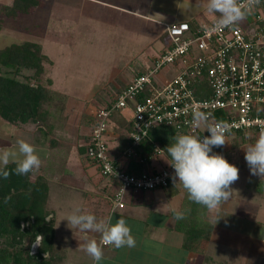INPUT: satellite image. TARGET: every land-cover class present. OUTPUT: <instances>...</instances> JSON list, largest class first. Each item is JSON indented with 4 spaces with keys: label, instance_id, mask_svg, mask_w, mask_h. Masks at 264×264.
<instances>
[{
    "label": "rangeland",
    "instance_id": "obj_1",
    "mask_svg": "<svg viewBox=\"0 0 264 264\" xmlns=\"http://www.w3.org/2000/svg\"><path fill=\"white\" fill-rule=\"evenodd\" d=\"M41 1V6L36 7L28 14H22L15 18L4 16L3 28L0 31V49H5L13 44H20L26 40H37L43 45L45 54L53 61V63H46L47 75L53 78V89L68 94V103L74 106H70V109L66 108L64 118L59 123L60 126L57 131L63 137L65 143L61 144L60 147L53 148L50 146V136L46 135L43 130L35 125H26L24 131L14 132L16 126L0 117V149L16 147V141L19 139H24L35 145L36 151L43 162L40 169L35 172L42 173L50 180L51 199L49 205L58 213L62 221L61 224L68 226L66 228L63 227V229L68 230L69 233H65L58 240L66 243L62 247H66V251H68L67 259H63V264H88L90 260H92L91 264H93V259H90V256L79 246L85 243L87 239L93 238L100 243V234L81 233L74 229L78 234L76 235L68 221L62 219L71 214L77 207H80L85 213L90 212L92 208L88 207L86 202L88 200L82 196V193L77 194L75 188L71 190L68 184H73L74 182H84L86 184L87 180L83 181L80 176L88 177L89 174L92 175L91 177L99 179L96 173L97 168L88 162L83 163L80 160L75 145L72 147L73 151L66 163H64L67 158L65 152L73 144H76L78 140L80 144H84L83 135H88L90 132V129L83 126L80 122L82 110L91 114L95 109L104 106L100 104V98H104L108 102L111 101L112 96L107 90L114 91L117 85L115 80L121 79L128 82L135 76L134 72L138 71L146 62L148 66L151 65L168 43V39L167 35H165V27L159 25L156 21L134 19V22H137V29L131 31L124 27L120 34L115 25L117 18L113 11L108 10L106 12L108 15L101 19H98L97 17L99 16H97L94 22L90 24L97 29L90 30L87 27L88 22L82 17L83 14L89 13L86 11L85 5L76 2L71 5V0ZM55 1H59V6L54 4ZM1 4L8 5L7 3ZM51 8L56 10V12L52 11ZM194 11L195 9L190 10L189 14L193 15L196 13ZM195 16L201 22H208L214 19L213 16L208 15L204 10L202 13L197 11ZM67 17L69 18L67 19ZM186 19H189V17L183 20ZM25 26L27 31L23 30ZM169 68L168 72L165 69H162L161 72L171 78L174 75L171 64H169ZM5 72L8 73L7 70H4ZM24 72L29 74L30 70H25ZM12 134L14 135L13 138L10 137ZM237 138V136L232 137L228 141L231 140L235 144L238 139L239 141L241 140V138ZM245 139V142L238 149H233L229 153L230 158L235 163L234 165L239 169V177L241 176L240 178L244 182L243 187L239 182L238 192L241 190L242 193L248 196L264 200V178L252 175L245 160V149L249 145L254 144L258 138L248 137ZM5 140H13L14 145L8 147ZM67 144L70 145L68 146ZM159 161L161 164H167L168 162L165 156H159ZM229 163L231 164V162ZM62 176L65 177L61 181L63 184L60 185L58 182ZM87 183L88 187L80 188L93 191L91 184ZM232 187L235 190L234 184ZM154 191L146 194L148 196L145 197H158L159 205L163 206L167 211L168 205L175 207L177 202H179L178 197H174L171 200L166 199L162 189ZM246 200L248 201L247 198ZM250 205L251 209L245 210L244 214L264 216L262 211L264 204H262L261 211H254L256 209H252V203ZM143 212L141 216L146 217V211ZM216 212L208 210L206 215ZM205 219L209 221L207 216ZM177 231L182 232L180 230ZM36 251L37 247L35 249L31 248L32 253ZM71 251L79 253H72ZM212 251L216 254L218 253L216 247H213ZM80 255L84 257V260H80ZM73 257L80 261L77 263L72 262ZM99 264H102V260Z\"/></svg>",
    "mask_w": 264,
    "mask_h": 264
},
{
    "label": "built area",
    "instance_id": "obj_2",
    "mask_svg": "<svg viewBox=\"0 0 264 264\" xmlns=\"http://www.w3.org/2000/svg\"><path fill=\"white\" fill-rule=\"evenodd\" d=\"M214 19L166 23L168 43L146 72L134 76L110 106L93 111L97 123L90 130L86 153L98 162L100 174L114 183L112 211L126 206L130 192L166 188L175 175L171 161L154 164L158 156H165L160 147L142 174L129 173L120 159L110 157L115 114L121 112L132 121V144L125 158L135 155L157 127H172L180 135L201 139L210 136L203 126L192 127L196 109L211 113L212 122H227L231 129L227 139L264 134V0L234 28L205 32L201 26ZM169 64L174 71L171 78L161 72H168Z\"/></svg>",
    "mask_w": 264,
    "mask_h": 264
},
{
    "label": "trees",
    "instance_id": "obj_3",
    "mask_svg": "<svg viewBox=\"0 0 264 264\" xmlns=\"http://www.w3.org/2000/svg\"><path fill=\"white\" fill-rule=\"evenodd\" d=\"M41 4V0H12L8 5L0 3V30L4 16L15 18L28 14ZM46 63L53 61L45 54L42 44L36 41L26 40L0 49V117L12 125H35L50 136V146L56 148L65 143L57 129L64 118L69 96L53 89V78L47 75ZM147 68L148 65H142L134 75L145 73ZM4 70L8 73H4ZM25 70H30V73L25 74ZM115 81L117 85L114 91L107 90L112 96V101L129 83L121 79ZM110 102L100 98L101 105L108 107ZM129 105H132L131 101ZM113 118L119 125V134L117 143L110 147V157L120 159L118 161L125 165L129 173L142 174L148 170L157 147H160L165 157L171 161L167 147L180 135L174 128L162 126L152 129L136 154L125 158L124 153L132 144V121L121 112ZM80 122L90 130L97 123L92 113L86 112L82 113ZM83 136L84 144L77 141L81 161L88 162L99 170L98 162L86 153L90 133ZM237 137L241 140L237 138L238 141L233 143L231 149L213 147V153L222 155L228 161L229 153L238 149L247 138L245 134H238ZM71 147L65 152L67 158ZM140 157L145 160L141 162ZM14 168V164H9L6 169L10 173L8 179L0 177V264H63L68 251L57 239L58 216L56 210L49 205L50 180L35 171L28 175H16ZM165 189H177V185L171 181ZM5 197L9 198L7 203ZM180 212L184 213V219H176V228L185 235L186 248L201 252L203 241L211 238L214 228L213 224L205 219L208 209L189 200L186 192ZM38 236L43 239L37 251L32 253L33 242Z\"/></svg>",
    "mask_w": 264,
    "mask_h": 264
},
{
    "label": "crops",
    "instance_id": "obj_4",
    "mask_svg": "<svg viewBox=\"0 0 264 264\" xmlns=\"http://www.w3.org/2000/svg\"><path fill=\"white\" fill-rule=\"evenodd\" d=\"M10 2L11 0H0V3L8 4ZM74 2L85 5V9L89 13L83 14L82 17L88 22V25H86L90 30L97 29L93 25H90L97 16H99L97 17L98 19H101L108 15L106 13L108 10L113 11V14L117 18L115 21L116 29L120 31V34L124 27H127L131 31L137 29V22H134V19L156 21L159 25L165 27L166 23L199 20L195 14L197 11L201 13L203 11V9H195L194 12L196 13L193 15L189 14V11L192 10L189 5L190 3L194 5L196 0H71V5ZM54 4L59 6V1H55ZM51 9L56 12L53 8ZM81 11L83 10L81 9ZM186 17H189V19L183 20ZM23 30L27 31L26 26L23 27ZM34 41L37 42V40ZM70 106L74 107L67 102L68 109H70ZM82 113H84V110H82ZM113 121L115 131L110 132V147H113L117 143L119 134V125L114 118ZM15 126L16 130L14 132L24 131L26 128V126ZM10 137L13 138L14 135L12 134ZM5 141L8 147L14 145L13 140ZM76 144H73L72 147L74 145L77 147ZM72 147L69 156L73 151ZM222 147L229 150L233 147V142L230 140ZM69 156L67 161L70 159ZM229 162L233 165L235 164L230 157ZM154 164L158 166L167 165L161 164L159 156L155 159ZM43 165L45 166V164ZM96 173L99 179L91 177L92 175L90 174L88 177L84 175L80 176L83 181L87 180L91 184L93 191L80 188L88 187L87 182L86 184L84 182H74L73 184H68V186L71 190L75 188L77 194L82 193V196L88 200L86 201L88 207L92 208L89 213L94 214L98 219L111 217L112 224H115L119 218H124L132 230V235L136 239V246L133 248H115L111 247V245H102L104 251L102 264H264V216H252L251 214L246 215L243 213L248 208L251 209V203L252 209H256L254 211H261L264 200L248 196L242 193L241 190L238 192V188L240 187L239 182L242 184V187L244 185L243 179L240 178L241 176L233 183L235 190L232 187L233 184L231 185L233 192L230 200L223 204L217 212L215 211L216 213H209L207 215L209 222L214 227L212 236L210 239L203 241V250L201 252H194L186 248L185 235L177 231L178 229L176 228L174 210L181 211L186 197V190L183 189L179 182L176 183L177 189H170L168 191L165 188H161L166 195V199L171 200L174 197H178L179 200L175 207L168 205V211L159 205L158 197H145L148 196L146 194L155 192L154 190L147 192L132 191L129 193L126 206L112 211L114 183L111 179L103 177L98 169ZM64 177L59 178L58 183L60 185L63 184L61 181L64 180ZM143 211H146V217L141 216V213H144ZM262 211L264 212V208ZM57 216V239L60 240L59 238L62 235L69 232L63 229V227L66 228L68 226L61 224L62 221L58 213ZM218 216L221 218L214 225L215 219ZM65 223L67 224V222ZM72 231L78 235L74 228ZM61 242L66 244L64 241ZM213 247L218 249L217 254L212 251ZM80 260H84V257L81 256ZM80 260H76L73 257L71 261L77 263ZM91 261L88 264H91ZM93 264H96L94 260Z\"/></svg>",
    "mask_w": 264,
    "mask_h": 264
},
{
    "label": "clouds",
    "instance_id": "obj_5",
    "mask_svg": "<svg viewBox=\"0 0 264 264\" xmlns=\"http://www.w3.org/2000/svg\"><path fill=\"white\" fill-rule=\"evenodd\" d=\"M261 0H196L190 9H203L215 17L211 24L202 25L205 32H219L225 28H234L251 15ZM191 125L198 129L202 126L210 133L203 139L192 134H181L169 144L167 152L175 175L173 182H179L186 190L189 200L206 207L210 212L218 211L232 196L231 185L239 179V169L230 164L222 155L213 153V147H221L227 141L230 125L227 122H212L211 113L196 109L192 113ZM245 160L252 175L264 178V134L254 144L245 149ZM42 160L35 145L19 139L16 147L0 149V177L8 179L6 170L14 164L16 175H28L42 166ZM5 197V203L8 202ZM175 219H184V213L175 211ZM221 217H216L214 225ZM67 220L71 228L81 233L100 234V243L96 239H87L79 247L90 256L96 264L104 258L102 245L115 248L136 246V239L124 218L112 224L111 217L98 219L94 214L85 213L80 207L62 220ZM23 227V226H22ZM42 236L33 242V249L40 246Z\"/></svg>",
    "mask_w": 264,
    "mask_h": 264
}]
</instances>
